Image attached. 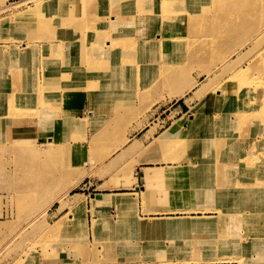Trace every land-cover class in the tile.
<instances>
[{"label":"rangeland","instance_id":"obj_1","mask_svg":"<svg viewBox=\"0 0 264 264\" xmlns=\"http://www.w3.org/2000/svg\"><path fill=\"white\" fill-rule=\"evenodd\" d=\"M180 1L187 0H163L162 2L163 7L173 9L174 6L176 9ZM59 2L66 5L68 0H53V6H44L42 0H0V33L4 29L5 38L2 40L8 45L4 48V59L0 54V63L4 64L3 69H0V84L10 85L13 89H15L14 86L17 87V72L14 73L16 71L14 64L18 63V57L11 51L14 44L23 49L22 43L30 40L31 44L36 45L35 49L40 47V51L37 49V54L32 48L28 52L24 51L25 54L21 53L24 58L20 61L26 65L29 74V77L26 76L23 80L28 82L34 79L32 76L36 73L37 78H40L43 91L47 89L44 81L47 78L46 74L50 75L52 68L68 62L65 59V56H68L66 55L67 46L63 44L64 46L59 48L57 45V43H63L67 29L64 22L59 20L61 14L56 7ZM156 23L161 25L160 22ZM198 23L199 19L198 22L195 20L194 28L197 30L187 35L188 42L194 41L193 37L201 36ZM153 25L151 29H155ZM262 38L264 39V34ZM262 38L258 39L260 43L250 39L237 47L239 49L231 58V62L235 63L237 69H247L248 75L240 81L229 80L225 86L220 85L219 81L225 80L231 69L222 74L217 72V76L212 74L208 76L204 70L209 68L212 62L205 63V59L193 60L192 65L183 67L181 73L175 75L173 82H166L164 79L170 72L166 68L171 58L170 50H177L178 47L163 45L160 47L159 41V47H156L155 51H152V48L146 52L144 48L148 46L137 41L138 44L134 43L136 47L134 51L127 52L128 54L123 58H118L117 55L114 57L118 63L132 68L133 73L121 77L124 80L122 86L124 89L120 92L123 106L116 108L113 102L105 100L104 92L97 91L93 97L98 108L91 110L105 113L109 119L117 121L135 115L138 117L142 113H155V117L159 118L160 122L154 121L157 124L153 125L151 130L153 132L170 119L166 118L164 122H161L162 118L167 116L172 118L176 113L171 114V112L181 106L184 112L189 110L188 114L195 116L199 111L203 114L199 121L191 123L192 130H195L199 122L207 121L211 124L213 114H220L223 110L219 108L222 106L234 112V115L243 107L253 106L251 98L255 89L257 96L263 100L258 105H261L263 112L264 56L261 54L264 52V40ZM149 39L155 46L156 39L150 37ZM200 43L197 41L193 48L198 49ZM236 46L238 44L235 42L231 43V48ZM75 61L72 59L69 62ZM214 62L219 63V60ZM86 63L87 73H92L91 77L97 78L98 75L91 68L95 62L87 60ZM41 73L43 80L40 77ZM256 80L259 81L256 82ZM93 86L96 87V83ZM88 88L89 86L87 91ZM36 89L28 88L21 92L20 100H23V97L28 98L30 94L35 95ZM86 94L88 95L87 92ZM242 95L247 97L243 103L240 101ZM211 96L216 99L210 101ZM226 97L232 100H227ZM85 100L87 102L88 99ZM134 101H138L140 105L138 108H131L128 104ZM88 110L90 109L85 108L82 112L80 108L68 109L69 116L74 117L80 112L79 114H83L86 118L80 120L78 127H73L74 134L69 139L63 140L64 143L60 142L58 145L52 137L38 139L35 126L39 127V124L31 122L25 112L15 113L11 109L10 120L4 124L6 127L2 128V132L0 131V263L33 264V260L36 259V264H40L41 261L61 251L79 252L80 255L94 254L96 259L113 262L114 256L117 257L133 249L137 257L132 261L143 262V264L151 261H157L153 264H264V228L257 227V223L264 225V196L256 187L257 181L253 186L252 171L247 172L251 176H248L250 180L244 184L247 187L245 194H239L235 192V189L230 188L227 189L228 192L222 194L234 200H238L239 197L240 203L235 202L230 206L232 208L220 203L219 213H212L214 217L202 215L154 221L147 219L146 223L153 221L146 227L152 231H147L135 224L134 215H116L111 217V220H93L90 226L93 238L90 241L89 225L86 220L87 207L85 205L84 209L79 210L78 205L71 202L76 196L86 201L80 194L83 192L89 194L92 191V186L90 189L87 187L92 179V170L97 163L106 162L119 151L122 153L121 157H124L122 148L127 142L126 136L129 132L127 129L132 124L111 121L106 125V131L103 130L95 136L90 135L85 138L83 133L88 125ZM160 112L162 113L159 115ZM194 116L190 118V122ZM70 119L72 118L69 117V126L72 125ZM138 120V118L133 119V121ZM0 124H2L1 121ZM205 124L202 123V125ZM138 125L140 126V123ZM97 126L98 124L93 125V129ZM1 127L3 126L0 125V129ZM68 129L70 133V127ZM120 135H123V139L119 137ZM244 140L247 141V138ZM255 145L247 144L246 146H251L253 149ZM208 158L209 154H206L204 162H210L207 161ZM248 168L255 169V167ZM75 180H79L78 184L71 187ZM67 190L68 194L64 195ZM66 206L70 207L69 213L58 220L62 216L59 212ZM71 215L73 219L69 218ZM81 218H85L84 230H82ZM195 219H209L212 222V228L207 229L206 236L192 235L193 232L199 231L186 227L176 228L165 225L164 228H158L161 225H157L158 221L185 220L188 226L190 221ZM95 225L100 226L97 232L93 231ZM64 229H70L73 232L67 236ZM158 231L162 233H157ZM63 232L64 235H62Z\"/></svg>","mask_w":264,"mask_h":264},{"label":"crops","instance_id":"obj_2","mask_svg":"<svg viewBox=\"0 0 264 264\" xmlns=\"http://www.w3.org/2000/svg\"><path fill=\"white\" fill-rule=\"evenodd\" d=\"M3 31L0 33L2 59L5 54L4 48L8 47L2 40L5 38ZM3 67L4 64L0 63V69ZM35 76L37 77V75L32 77L39 81L40 78L36 79ZM46 76L44 81L47 89L43 93L44 103L36 99L39 98L36 93L30 100L19 101L21 94L17 87L13 89L10 85L0 84V116L9 115L13 104L10 100H12L15 107L28 111L26 116L31 122L39 124V127L35 126L38 139L52 137L58 145L60 142L64 143L63 140L69 139L74 134L73 127H78L80 120L86 118L83 114H79L80 112L74 117L69 116V108H80L82 112L85 108L90 109L87 111L89 116L87 129L83 133L85 138L106 131V125L111 121L132 124L127 129L129 131L126 136L127 142L122 148L124 157H121L122 153L119 151L106 162L97 163L87 187L90 189L92 186V191L89 194L86 192L80 194L86 200V220L89 225L90 241L93 238L92 230L90 231L93 220H111V217L116 215H134L136 225L152 231L146 227L157 219L202 215L214 217L212 213H219L220 203L229 208H232L230 206L235 202L240 203L239 197L238 200H234L222 194L228 192V188H237L240 182L242 173L240 157L243 147L251 150L254 143L262 145L264 126L260 119L249 120L247 124H243L242 119L237 115L222 111L213 116L211 124L203 121L206 124L202 125L203 122H199L198 128L192 130L190 118L194 114H188L189 110L184 112L180 106L171 112V114L176 113L175 116L162 118L161 122L166 118L170 119L151 132L153 125L157 124L154 121L160 122L159 118L155 117V113H142L138 117L135 115L119 121L109 119L105 113L91 110L98 108L93 97L96 93L87 91V86L76 90L75 84L63 83L64 75L63 78L61 74L54 77V74L47 73ZM40 77L44 79L42 73ZM134 102L128 104L131 108H138L140 106L138 101ZM49 107L50 109H46ZM69 117L72 118L71 126H69ZM134 118L139 120L133 121ZM95 124L98 126L93 129ZM69 127L70 133H68ZM119 137L123 139V135ZM244 138H247V141ZM247 144L251 146L247 147ZM206 154H209L207 161L210 162H204ZM69 208L66 206L59 212L62 216L58 220L69 213ZM69 218L74 217L71 215ZM147 219L153 221L146 223ZM81 220L84 230L85 218ZM64 230L67 236L73 232L70 229ZM82 244L85 246L84 242ZM135 257L137 256L133 249L117 257L114 256L113 262L96 259L94 254L80 255L79 252L61 251L41 261L40 264H143L132 261ZM35 260L33 264H36ZM155 262L157 261L146 264Z\"/></svg>","mask_w":264,"mask_h":264},{"label":"bare ground","instance_id":"obj_3","mask_svg":"<svg viewBox=\"0 0 264 264\" xmlns=\"http://www.w3.org/2000/svg\"><path fill=\"white\" fill-rule=\"evenodd\" d=\"M162 1L163 0H68L66 5L59 2L56 5L61 14V19L59 20L64 22L67 29L65 30L66 35L63 37V43H57V45L59 48L64 45L67 46L66 48L68 50L66 51V55L68 54V56H65V59H67L68 62L64 65L52 68V75L54 74L55 77L61 74L62 78L64 75L65 78H63V83L75 84L76 90L81 87L89 86L88 91L95 93L97 91L104 92L105 100L107 102H113L116 108L123 106L122 94H120V92L124 89L122 87L124 85V80L121 77L125 74L131 75L133 73L132 68H127L123 63H118L114 57L117 55L118 58H123L128 54L127 52L134 51L136 48L134 47V43L138 44V42H141L142 45L148 46L144 48L146 52L152 48V51H155L156 47H161L162 45L165 47H178L177 50H170L171 58L166 64V68L170 72L164 79L166 82H173L175 75L181 73L183 67L192 65L191 62H193V60L199 59H205V63L212 62V65L204 70L208 73V76L211 74L217 76V72H221L222 74L223 72H227L228 69H231L228 77L225 78V80L219 81L222 86L227 85L229 80L238 79L240 81V79H244L246 75H248V73H246L248 70L237 69L235 63L231 62V58L235 53L237 54V49H239L237 47L242 45L245 41L250 39L258 41L260 37L262 38L264 34V26L262 27V25H264V0H187L180 1L176 9L174 6L172 7L173 9H168L166 6L163 7ZM42 4L44 6H53V0H42ZM198 19V29H200L202 37H193L195 40L188 42L189 39L187 35L195 33L197 29L194 28V24L195 20L198 22ZM156 22H160L161 25H157ZM152 25L155 26V29H151ZM258 25H260V27H258ZM149 37L151 39H156L155 46L152 45ZM159 41L161 44L158 46ZM197 41L201 43L199 44V48L195 49L196 47H193L197 44ZM232 42H235L238 46L231 48ZM16 45L14 44L12 46L13 48L11 51L12 54L18 57V63L14 64L16 70L14 73L17 72V74L15 73L17 77V89L20 90L19 93H21L28 88H35L37 82L36 94H38L39 98H36L37 96L35 98L40 99L44 103V91L42 90L40 79L38 81L35 76L37 80L30 79L28 82L24 81L23 78L26 76L29 77V74L27 73L26 65L22 64L20 61L24 58V55L21 53L24 51L28 52V50L32 48L34 49L33 52L37 54V51H40V47L35 49L36 45L31 44L30 40L22 43L21 46L23 49L21 47L18 48ZM26 52H24V54ZM174 52L175 56L172 57ZM261 55L264 56V52ZM72 59L76 61L70 63L69 61ZM87 60H93L95 62V64H92L93 66L91 68L99 78H95L94 76L91 77L92 73H87ZM216 60H219V63L214 62ZM145 65L146 64H144V66ZM34 75H36V73H34ZM117 76H120V78H116ZM257 81L259 80H256V82ZM94 83H96V87L93 86ZM14 87L16 88V86ZM254 91L252 95L253 98H251L253 106L248 105L247 107H243L241 111L235 112V115L242 119L243 124L247 123L249 120L260 119L264 126V116L262 115L264 110L262 112L261 105L258 106L263 100L260 96V98L257 96L255 89ZM31 96L34 95L30 94L28 98L23 97V100L19 99V101L30 100ZM102 96L101 94V97ZM245 98L247 97L242 95L240 101L243 103ZM214 99L216 98L211 96L210 101ZM226 99L232 100L229 99V97H226ZM10 101L14 104V101ZM13 104L11 109L14 110L15 113L25 112V115H27L25 109L15 107ZM217 106L218 105H216V107ZM224 109L225 107L223 106L219 108V110L226 111L229 114L234 113L228 109ZM213 115H215V113ZM9 116L10 113L7 116H0V121L2 123L0 125L3 126L0 129L1 132L2 128L6 127L4 124H7L10 120ZM201 117H203V114L199 111L194 118L191 119V123H196ZM50 142L51 141H49V143ZM254 144L256 145L253 147L252 151L246 149V147L242 149L240 157L242 173L240 176V185L236 186L235 192L242 195L246 193L247 187H245L244 184L246 181L250 180L248 176H251L247 172L252 171L254 174V176H252L254 177L253 186L257 181L258 186L256 187L264 196V148H262L264 146L258 143ZM248 167H255V169H249ZM78 181L75 180L71 187H75ZM66 194H68V190L64 195ZM125 200L126 198H124V201ZM71 203H76L79 210L84 209L83 207L86 205V202L81 200L78 196L74 197ZM158 222L157 225H161L158 226V228H164L166 225L176 228L186 227L192 230H198L199 232L195 231L192 235H199L200 237L202 235L206 236L207 229L212 228V222L209 219L191 220L188 226L185 220ZM257 225V227L264 228V225L261 223H257ZM99 227V225L93 227L95 232H97ZM259 233L260 231L258 234Z\"/></svg>","mask_w":264,"mask_h":264}]
</instances>
